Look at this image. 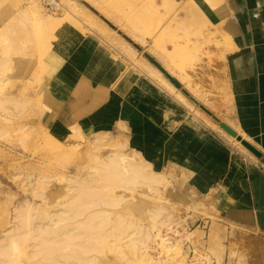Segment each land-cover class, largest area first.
Returning <instances> with one entry per match:
<instances>
[{"label":"crops","instance_id":"0c3cea01","mask_svg":"<svg viewBox=\"0 0 264 264\" xmlns=\"http://www.w3.org/2000/svg\"><path fill=\"white\" fill-rule=\"evenodd\" d=\"M11 1L22 7L26 0ZM81 7L87 19L57 17L50 33L56 39L52 53L37 51L34 84L12 90L23 104L18 115L19 126L26 129L24 150L35 152L40 162L73 166L101 137L113 148L122 143L125 150L146 153L161 137L165 152L194 153L212 177L208 180L206 173L200 180L201 195L194 204L202 212L193 211L191 221L206 219L204 227L216 222L229 237L248 234L231 241L242 249L240 261L227 251L215 264H264L261 163L245 161L244 153L189 111L182 91L159 69L264 154V0L164 1L144 46ZM148 10L140 7L137 15ZM135 22L130 30L140 29ZM27 74L28 80L32 73Z\"/></svg>","mask_w":264,"mask_h":264},{"label":"rangeland","instance_id":"374dc122","mask_svg":"<svg viewBox=\"0 0 264 264\" xmlns=\"http://www.w3.org/2000/svg\"><path fill=\"white\" fill-rule=\"evenodd\" d=\"M164 1L166 4L167 0H26L24 6H31L33 10L28 15L25 12L21 15L23 9L19 4L12 6L13 1L0 0V136L4 135L0 140L11 139L16 133L15 128L21 127L15 92L20 85L34 82L33 76L28 80L25 78L36 64L37 51L41 45H47L48 34L56 29L57 17L87 19L89 16L83 12V5L96 19L112 23L113 28L116 25L144 46L143 38L154 32L151 23L159 16L160 3ZM147 6L148 14L138 16V9ZM18 14L21 19H18ZM16 20L18 25L14 24ZM133 20L141 25L139 30H130ZM36 30L38 32H34ZM25 65H29V69L24 67L25 73H20V68ZM13 87L16 90L10 92ZM183 103L189 111L202 117L234 151L239 150L262 163L198 106L191 101ZM154 122L165 126L160 121ZM154 142L153 151L144 152L149 162L142 155L135 159L145 166L146 178L135 174L124 161L121 173L106 177L96 174L93 166L100 164L96 158L89 159L82 171H77L76 164L60 166L59 163L40 162L35 152L24 150L20 138L8 142L16 144V148L14 151L6 150L10 155L5 161L0 158V247L3 251L0 260L7 264H48L49 258L41 254L40 245L64 237L69 232L75 235L73 239L80 236L83 242L94 245L96 250L78 258L65 257L64 254L76 246L73 240L66 248L55 253L54 260L57 259L60 264H215L216 260L223 261L227 251L229 257H239L240 261L242 249L232 247L231 241L241 240L243 234L247 237V233L239 232L229 237L226 229H223L217 243L210 244L208 234L211 228L206 223L204 227L206 219L194 224L189 218L193 213L190 211L192 203L195 202L178 203L169 194L177 191V181L180 175L183 177V171L191 170L195 174L192 169L195 166H181L189 152H165V140L161 137L155 138ZM109 148L104 145L94 148L92 152L100 153V158H104ZM121 150L124 160L134 154L132 150ZM15 154L16 165H13ZM36 166L39 169L33 170ZM47 172L56 177L46 190L43 186L40 188L50 198L42 200L40 196L29 194V190L37 189L41 185L40 177ZM76 172L85 174L84 177L89 176L96 187L94 193L80 198L73 210L65 217L57 218L55 223L48 218L42 219L39 211L54 210L60 200L73 194L68 190V180L62 181L61 178L76 175ZM189 177L192 179L193 173ZM190 187L193 188L194 184L191 183ZM90 218L99 227L85 224ZM46 228H51L52 232L42 241L40 233ZM252 247L251 244V251Z\"/></svg>","mask_w":264,"mask_h":264},{"label":"bare ground","instance_id":"6f19581e","mask_svg":"<svg viewBox=\"0 0 264 264\" xmlns=\"http://www.w3.org/2000/svg\"><path fill=\"white\" fill-rule=\"evenodd\" d=\"M57 4H59V2H57ZM21 9H23L21 11V13H20L21 15L24 14V12H25V14L28 15V14H30V12L32 13L31 10H33V7L27 6V5L26 6L23 5L21 7ZM26 11H27V13H26ZM85 11H88V10H85ZM87 13L88 14H92L89 11ZM17 17H18V19H21V18H19V14H18ZM40 17H42V15H40ZM17 23H18V20H16L14 24H17ZM34 32H38V30H36ZM50 33L48 34L47 45L46 46L41 45L40 51L38 52L39 54L42 53L41 52L42 49L44 50V54L46 52H48V54L52 53L51 51L53 50L52 49V43L54 41V35H50ZM31 39H35V38H31ZM39 54L36 53V55H35L36 63L38 64L37 68L40 67L38 59L41 56H39ZM24 67L29 69V65L22 66L20 68V73H25L23 71ZM30 70H31V68H30ZM32 70H34V69H32ZM31 73H32L31 76L34 77L35 76L34 71L31 72ZM32 79L34 80V78H32ZM33 84L34 83H31L30 85H33ZM174 87L172 86V89L176 88V87L175 88ZM13 89H14V87L11 88L10 92ZM180 93L181 92L179 91V96L181 97V99L184 102L191 101L187 96L183 95L182 93L180 94ZM4 94H7V92H5ZM16 103L19 105L18 108L23 106V104H21L18 100L16 101ZM215 122L220 125V123H218L217 121H215ZM219 127L221 128V126H219ZM22 130L25 133L26 129H24L23 126L20 127V128H15L14 132L16 131V133H13V136H12L11 139L8 138L6 140H0L1 141L0 143H4V144H6L9 147V148L4 150L3 147L0 146V158H2L3 161H5L7 158H9L10 153L7 152V151L9 149L12 150V148H16L14 146L16 144H8V142H15V140H17L19 138H20V140H22L24 135H25V134H22ZM3 136L4 135L0 136V139H2ZM229 136H231V135L229 134ZM231 137L234 138L233 136H231ZM238 142L241 143L240 141H238ZM94 145H95V148L96 147H100V146H104V145H106V146L108 145L110 147L108 155L106 157H104V158H100L97 154H95L92 151H90L88 153L89 156L88 155H84L81 158V160L78 162V164L76 166L77 171H82L84 169L85 165L88 164V160L89 159L96 158L97 160L100 161L99 165L97 164V165L93 166L94 169H95L96 174H100V175L105 176V177L106 176L115 175L116 173L120 172L121 165H122V163L124 161L126 166L130 167L135 174H137L139 177L146 178L145 177V173H144L145 172V166L144 165H140L138 162L135 161L136 156L142 155L147 160V162H149V159L147 158V156L144 153V151H142L140 149L135 150V148H131V150L134 151L133 152L134 154L131 155L129 157V159H127L128 160L127 161V160H124L125 159L123 157L124 154L122 153L123 150H121L122 148H125L126 146L123 145L122 143H118V149L117 148L113 149L112 145H110L109 143H106L105 137H101V138H98V139L94 140ZM12 151H14V150H12ZM29 151L31 152V150H29ZM63 158H65V157H63ZM245 158L248 159L249 161L256 160V159H254L253 157H251L249 155H246ZM16 159H17V157H16V154H15V160L13 162V165H16ZM259 160H261V159H259ZM253 162L257 163L258 161H253ZM59 165L63 166L62 163H59ZM182 166L183 167L195 166L194 168H192L195 171V174L191 170L188 171V172L183 171V177H180L178 179V181H177L178 182L177 191H175L174 194H172V193H169V194H171L174 197V199L176 201H178V203H182V202H189V203L196 202V201H198L197 197L201 195V191H200L201 188L200 187H202V183L203 182L200 181V180L205 181L206 173H208V175H209V179L208 180H211L212 177H210L211 175L209 173V170L205 168L204 163H201L200 159L197 160L195 155H194V153H189L187 155V159L183 160ZM199 167H200V170H199ZM261 168L264 169V162L263 161L261 163ZM38 169H39V166H36V167L33 168V170H38ZM192 173H193V178L190 179L189 176ZM36 175H37V173L35 172L34 176H36ZM80 175H82V176H80ZM84 175L85 174L76 172V175H68V176L65 175L64 176L65 178L64 177L61 178L62 181H63V179L68 180V183H69L68 190L70 192L73 191V194L70 195V196L65 197L62 200H60L59 204H57V206H56V208L54 210L48 211V210L45 209L43 211H39L40 214H41L42 219L48 218V219L52 220L51 222L55 223L57 218L65 217L64 216L65 214H68L69 212H71L73 210L74 205L78 202V200H80V198L84 197L85 195H90V194L94 193L96 187L93 185V182L89 179V176L88 177H84ZM152 176L155 177L156 175L153 173ZM55 177L56 176H52L51 173L47 172V174H45L42 177H40V181L39 182L41 183V185L37 189H35V188L32 189L31 188L29 190V194H31V195L33 194L34 196H40V198L42 200H46L47 198H49V196L44 195L43 189L46 190L47 187L50 186L53 183V180H54ZM191 183L194 184L193 188L190 187ZM42 186H43V189L41 191L40 188ZM33 187H35V185ZM66 187L67 186H65V189H66ZM186 189L188 190L187 192L184 191ZM54 190H55V188H54ZM25 199H29V198H25ZM31 204H33V203H31ZM37 206H39V204H37ZM190 211L191 212H193V211L202 212V210L199 209V206L195 205L194 203H192V209ZM74 214H76V212H74ZM93 220H92V218H90L88 221L85 222V224H87L89 226L93 225V227H95V226L99 227L98 223H96V225L93 224L94 223ZM209 226L211 228V230L209 231V234H208V239L210 241V244L213 243V242L217 243L218 239H220V237H221V226L218 223H216V222H213ZM51 232H52L51 228L42 229L41 233H40L41 240L45 241L46 240V236L49 235ZM74 237H75V235H72L71 233L67 232V233L64 234V237H62V236L61 237H57L58 239H56V240H53V241L48 240L44 244L40 245L41 254L45 255L47 258H49V263L48 264H60V261H57V259L54 260L55 253L57 252V250H61L64 247L66 248V246L71 244L73 240L76 241V246H74L71 250L66 252L64 254L65 257L78 258V257H81L85 253H88L90 251L96 250L94 245L88 244L86 242H83L82 238L80 236L76 237V238H79V239H76V238L73 239ZM88 239H90V237ZM233 245H234V247H236L237 243H234ZM167 250H169V249H167ZM245 251H246V254L248 255L249 251H250L249 245L245 246ZM2 252L3 251L1 250V247H0V253H2ZM250 255H251V253H250ZM0 264H7V262L0 260Z\"/></svg>","mask_w":264,"mask_h":264},{"label":"water","instance_id":"95a60500","mask_svg":"<svg viewBox=\"0 0 264 264\" xmlns=\"http://www.w3.org/2000/svg\"><path fill=\"white\" fill-rule=\"evenodd\" d=\"M147 56V55H146ZM149 58V56H147ZM159 69L162 71L164 76L179 90L182 91V93L187 96L195 105H197L202 111L207 113L209 116H211L215 121L220 123V126L222 129H224L228 134L236 138L238 141L241 142V144L247 148L254 156H256L258 159H261L264 162V154L262 151H260L257 147H255L253 144H251L249 141L244 139L235 129H233L231 126H229L227 123L221 121V119L214 114L211 110H209L205 105H203L198 99H196L188 89H186L180 81H178L176 78L172 77L164 68L159 67Z\"/></svg>","mask_w":264,"mask_h":264},{"label":"built area","instance_id":"2783aa9c","mask_svg":"<svg viewBox=\"0 0 264 264\" xmlns=\"http://www.w3.org/2000/svg\"><path fill=\"white\" fill-rule=\"evenodd\" d=\"M244 160H245V161H247V162H251V161H249V160H248V159H246V158H244ZM253 161H254V160H253Z\"/></svg>","mask_w":264,"mask_h":264}]
</instances>
